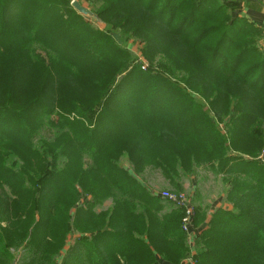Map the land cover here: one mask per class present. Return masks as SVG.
Instances as JSON below:
<instances>
[{
	"label": "trees",
	"instance_id": "trees-1",
	"mask_svg": "<svg viewBox=\"0 0 264 264\" xmlns=\"http://www.w3.org/2000/svg\"><path fill=\"white\" fill-rule=\"evenodd\" d=\"M87 1L99 23L0 0V264H264L262 33L219 0ZM146 168L220 180L192 252ZM56 214L78 232L59 263Z\"/></svg>",
	"mask_w": 264,
	"mask_h": 264
},
{
	"label": "rangeland",
	"instance_id": "rangeland-1",
	"mask_svg": "<svg viewBox=\"0 0 264 264\" xmlns=\"http://www.w3.org/2000/svg\"><path fill=\"white\" fill-rule=\"evenodd\" d=\"M87 4L88 7V3ZM84 6V4L82 5ZM86 7V6H85ZM95 22V21H94ZM92 20H90V24L94 25V23ZM112 38L114 40H116L118 37L115 34H112ZM137 46L133 45L132 48V52H134L136 54V49ZM262 51V49H259ZM264 51H262L261 53H263ZM138 55V53H137ZM136 55V57H138ZM140 59H142L139 56ZM143 61V60H142ZM141 62V61H140ZM145 64V63H144ZM142 65V68H146V64ZM141 68V69H142ZM143 69V70H144ZM263 150H261V152L259 153L258 157L256 158L259 162H264V157L263 156ZM122 167H126L128 168V165L126 164L125 161L121 162ZM155 178L157 177L158 181H155ZM141 180H151L153 178V181H155L156 186H154L158 193H163V192H172L176 191L177 193H182L185 194L191 201H193V205L194 207L196 206L197 209L201 211H204L205 214H208L209 212H212L213 209L218 208V203L221 201V194H223L224 192V188L221 185V182L219 179L213 177L210 173L205 172V170H197L194 175L192 177H181L180 181H179V188L178 190H175L174 188H172L170 185H168V183H166V181L159 176V174L155 171H152L148 168H146L143 173L141 174ZM140 179V178H139ZM194 182V183H193ZM167 184V185H166ZM193 186V188H192ZM153 188V187H152ZM195 191L194 192V196L190 197L188 196L189 194V190ZM195 197V198H194ZM216 200H219L216 202ZM216 202V203H215ZM81 203V202H80ZM216 204V206H215ZM109 205V202H104V204L102 206H104L101 209H104L105 207H107ZM97 211H100V208H96ZM63 224H64V218L61 215H55L53 217V232H54V238L56 239L55 241V249L56 251H58V255L56 258V262H60L59 260L62 259V254L60 251L63 250L64 247L71 245V243L73 242V238H75L78 234V232H74L72 231L70 235H68V237L71 239L67 241L66 236H63ZM66 240V241H64ZM14 256H15V261L13 264H16L19 259V250H17L16 252H14ZM190 257V256H189Z\"/></svg>",
	"mask_w": 264,
	"mask_h": 264
},
{
	"label": "crops",
	"instance_id": "crops-1",
	"mask_svg": "<svg viewBox=\"0 0 264 264\" xmlns=\"http://www.w3.org/2000/svg\"><path fill=\"white\" fill-rule=\"evenodd\" d=\"M219 2L231 10L232 18L241 19L253 25L257 30H259L262 33V37H260L257 40V47H259L260 49H262V51H264V8L257 2L251 1V0H219ZM85 6L87 8V4H84V7ZM116 41L119 42V40H116ZM122 46H125L126 49H129V50H132L133 48V45L131 44V42H129L128 44H122ZM154 179L155 181H158L157 177L155 178V176H154ZM155 181H153V178L147 181L142 180L143 185L145 187H147L152 193L158 195L159 193L157 189L154 187L156 186ZM192 188L191 190H189V194H188V196L190 197H193L194 192H195L192 190ZM217 201L219 200H216V202ZM217 203H218V208L226 209L228 206L224 200V194H221V201ZM210 214L211 212H209L208 214H205V217L202 219V222H195V224H194V220L191 219L190 232H189L188 242H187V245L191 252L193 250L192 240H194L201 233V231L205 228L206 220ZM156 259H157V264H170V263L165 262L159 256H156ZM187 259L189 261L190 257L188 256ZM179 264H183V263L181 262Z\"/></svg>",
	"mask_w": 264,
	"mask_h": 264
},
{
	"label": "built area",
	"instance_id": "built-area-1",
	"mask_svg": "<svg viewBox=\"0 0 264 264\" xmlns=\"http://www.w3.org/2000/svg\"><path fill=\"white\" fill-rule=\"evenodd\" d=\"M255 1L258 4H260L264 8V0H251ZM72 2H78L81 6L85 3H87V0H70V4ZM88 8V7H87ZM144 68H142L143 70ZM263 156L264 157V148H263ZM161 197L163 199H167L170 202L176 204V206H179L180 208L183 209V218H182V230L186 232V234L189 235L190 232V224H191V219L193 216V209L191 206L190 199L182 193H172V192H163L161 193ZM191 261V260H189Z\"/></svg>",
	"mask_w": 264,
	"mask_h": 264
},
{
	"label": "water",
	"instance_id": "water-1",
	"mask_svg": "<svg viewBox=\"0 0 264 264\" xmlns=\"http://www.w3.org/2000/svg\"><path fill=\"white\" fill-rule=\"evenodd\" d=\"M70 6L78 15L82 16L83 18L90 19L96 23L98 22L97 16L93 14L88 8L81 6L78 2H72Z\"/></svg>",
	"mask_w": 264,
	"mask_h": 264
}]
</instances>
